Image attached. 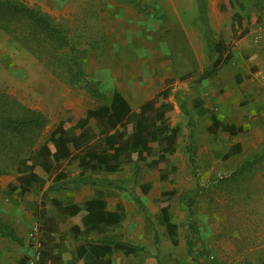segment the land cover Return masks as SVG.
Returning <instances> with one entry per match:
<instances>
[{
    "label": "rangeland",
    "instance_id": "374dc122",
    "mask_svg": "<svg viewBox=\"0 0 264 264\" xmlns=\"http://www.w3.org/2000/svg\"><path fill=\"white\" fill-rule=\"evenodd\" d=\"M14 1L45 16L62 31L67 46L55 48L47 44L44 53L33 54L13 35L0 29V94L21 99L23 107L30 103L44 110L50 116L51 126L59 115L66 116L60 109L66 108L69 115H81L107 104L110 91L104 93V80L111 79L113 86L124 88L127 82L123 84V78L146 73L148 64L152 68L162 62L160 65L168 68L171 79L166 82L167 90L153 100L155 103L164 100L168 106L177 108L174 121L180 140L174 144V155L167 158L162 169L172 167L174 172L168 177L167 186L188 196L193 204L189 211L185 204L171 200L174 205L170 203L169 219L176 229L174 235L178 234L179 245L172 249L169 243L159 249V240L154 239L150 245L140 247L143 252L135 254L138 264H264V149H253V138L243 140L242 136L241 155L225 158L229 140L220 133L215 137L209 135L206 126L209 117L221 113V104L239 101L237 90L262 84L264 41L255 38H261L260 32L264 31V0H202L207 27L199 18L196 0H142L149 6L146 12L117 0ZM209 21L218 27L216 32L210 30ZM190 28L205 43L207 37L213 45L218 43L216 50L207 45L203 57L197 43H191L190 48L187 37ZM71 47L85 50L84 71L104 94L102 99L91 95L84 84L77 87L70 84L64 61L70 56ZM161 49L171 54L165 63ZM225 54L226 64L213 65L215 58L220 62ZM242 78L246 83L240 87ZM39 80L35 92L33 87ZM227 92L230 93L225 96ZM251 100L243 97L239 106L247 110ZM199 106H205L206 116L197 117ZM232 110L235 114V109ZM13 156L9 152L8 158L3 159ZM136 164L140 168L134 179ZM1 165L7 171L0 176L11 180L14 170L10 163ZM155 169L134 162L118 169V173L97 171L95 177L85 179L132 191L149 181ZM39 176L37 184L47 185L50 178L43 173ZM137 194L141 195L139 191ZM130 220L136 244L141 240L146 221L135 205ZM135 227L140 231L134 230ZM145 237L146 230L142 239ZM0 241L4 242L0 244V264H7L15 249L9 239L0 237ZM31 244L29 241L28 246L32 247Z\"/></svg>",
    "mask_w": 264,
    "mask_h": 264
},
{
    "label": "crops",
    "instance_id": "0c3cea01",
    "mask_svg": "<svg viewBox=\"0 0 264 264\" xmlns=\"http://www.w3.org/2000/svg\"><path fill=\"white\" fill-rule=\"evenodd\" d=\"M211 6H213V4H211ZM108 9L109 8H107V11ZM225 19L226 21L228 20L227 16ZM181 27L183 29V26ZM209 27L213 32L218 30V27H215L210 21ZM231 27L232 26H230V28ZM195 35L197 37H195ZM187 37L189 38V47H192L191 43L195 45L197 43L198 48L200 49V54L204 57V53H207V42L205 43L201 35L191 30V28L187 32ZM217 45L219 44L217 43ZM159 52L164 59V63L166 60L169 61L171 56L170 51L167 50L165 52L164 49H161ZM226 56V54L222 56L223 58L220 64H224L223 60ZM217 59L218 58H215L214 61ZM160 64L158 66H153L152 68H150V64H148L149 67H147L148 69L146 73L140 72V76L134 77L133 75H130L129 78H123V84L125 81L127 82L124 88H122L121 85L113 86L111 79L108 81L104 80L103 87L106 89V92L104 93L108 94L110 91L107 104L98 105L93 109H88L81 115H69L66 113V108L64 110L60 109V112H64L66 116L62 118V116L59 115L55 125L53 124L52 126L50 125V116L44 110L28 103L26 108L28 107V109L40 113L46 120L45 126L31 148L30 155H37L41 148L47 144H49L48 146L52 151L53 147L50 144V135L62 126L67 138L70 140V143L67 144L70 154L67 158L53 164L48 174L44 173L41 169L42 160H40V165L34 169L33 174L39 178L40 173H43L47 176V179L50 178L45 186L44 184H33L30 187H25L19 183V174L16 172L10 177L11 180H9L8 177L0 176V226L9 228L17 240L13 241L0 235L3 239H9L12 242V248L15 249L11 258L12 260L7 262V264H21V262H23L22 260H25L33 254V248L28 246L29 241L34 237L33 235L43 243L41 248V251L43 252L41 264H100V260L97 259L100 253L105 247H112L115 243L146 247L150 245L154 239H158L159 249L163 246H167L169 243L172 246V249L179 245V238H177L178 234L169 236L166 233L160 211L162 203H165L168 207V217H170L172 213V208L170 206L171 200L179 201V191L175 190L174 187H168V184L166 183L168 182L170 174L174 172L172 167L167 171L162 169L167 158L170 155H174V145L172 152L165 155V160L159 163L158 166L154 167L156 169L153 171V176L149 181L137 186L132 192L130 189L125 190L101 185L96 180L86 181L85 178L87 176L95 177L94 174L97 171L86 170L83 179L85 180V183H81L78 171V159L84 154L82 152L84 147L75 150L71 143L83 133L85 127L81 128V126L84 123L87 112L96 111L101 107H108L113 93H118L127 102L132 115H134L135 111L141 105L148 101H154L153 98L159 97L163 91H166V82L171 79V76L169 75L168 68L166 69L164 65L161 66ZM153 68L155 69L153 70ZM41 80L35 81L33 87V89L36 88L35 92L39 89L37 85ZM237 81L238 78L236 79V82ZM189 82H191V79ZM245 83V80L242 78L239 86H245ZM261 83L262 84L258 86V88H242L237 90L236 95L239 98V101H236L235 104L231 102L221 104V113L215 116L221 124L227 126L232 125L241 129V132L236 136H229L222 133L225 135V138L229 140L228 145L226 144L225 146L224 154H227L235 145H238L239 147V153L229 157V159L241 155L243 151L241 143L242 136L243 140L248 138V136L253 138V149L258 151L264 149L263 76H261ZM81 85L83 84L76 85V87ZM44 89L43 86L41 89L42 92H44ZM99 92L104 95L100 90ZM229 93L230 92H227L225 96H228ZM243 97L252 98L246 106L247 108L249 107L247 110H244V108L239 106L240 101H243ZM16 101L19 104L21 103V105L24 104L21 99H17ZM165 103L167 102L164 100H160L157 103L154 101V107L159 108L162 105H165ZM229 106L232 108L230 109ZM170 107H172L173 114L167 123L170 128H177L174 116L177 115L178 110L175 106L170 105ZM202 108L205 109V106ZM232 109H235V114H233ZM204 116H206V114ZM205 123L207 122L205 121ZM210 124L211 120L209 117L208 124H206L207 128ZM97 125L96 119H88L86 127H89V132L94 134V138L89 142L91 145L95 144L96 136L100 133ZM48 129L50 130L48 131ZM179 135L180 131L177 133V138L174 143L175 145L180 140ZM134 162L145 165L142 161L134 160L133 163ZM124 166L125 165L120 168ZM57 167L60 168L56 169ZM64 168H67L68 173ZM135 168H138L139 173V165L134 166V170ZM146 168L151 169L153 167L146 166ZM100 172L104 173V171ZM105 173L110 174L107 172ZM161 177H164L165 179H161ZM138 191L141 194L140 196L137 194ZM169 192H173L171 197L167 195ZM168 199L170 200L168 201ZM89 202H97V205L89 215H86L84 212V205ZM139 203L147 213L149 221H146ZM134 205L138 208L142 217L146 221V224L142 225V234H140L141 236L139 238L141 240L138 242L136 241V244L133 243V228L130 220L132 218ZM171 205L174 204L171 203ZM72 206L78 207L81 210V213L71 218L58 211L59 209ZM100 209L103 213L109 214L108 218L101 217L102 221L108 223L118 221L117 224L112 226L97 225L98 227L90 232H85L84 229H80L78 233L73 231L74 226L81 228V224L87 221L93 225L96 224V215L99 214L98 211ZM169 222L170 224H173L170 219ZM151 223L154 224V227L151 226ZM156 225L159 226V231L157 227H155ZM34 229H36V232L32 234ZM144 229L146 230V237L143 240V234L145 233ZM118 230L120 232H118ZM134 230L140 231L138 227H135ZM139 242L141 243L140 245ZM0 244H4V242L0 241ZM143 251L144 249L142 252ZM171 253H175V250H171ZM178 253L179 252L176 251V257L178 256ZM135 254L126 253L123 250L112 249L111 255L103 258V261H108L109 264H138L134 257ZM94 255H96V259L94 258ZM175 256L172 254L173 258Z\"/></svg>",
    "mask_w": 264,
    "mask_h": 264
},
{
    "label": "trees",
    "instance_id": "16d2710c",
    "mask_svg": "<svg viewBox=\"0 0 264 264\" xmlns=\"http://www.w3.org/2000/svg\"><path fill=\"white\" fill-rule=\"evenodd\" d=\"M117 1L135 5L144 12L149 7L142 0ZM196 2L199 18L207 27L206 10L203 2L202 0H196ZM0 29L13 35L15 40L33 54L41 55L44 53L47 44L55 48L67 46V41L60 29L55 27L45 16L14 0H0ZM207 45L208 47L213 46L214 50L217 48V44L213 45L208 37ZM69 54L70 56L64 61L69 82L75 86L81 83L84 84L91 95L102 99L103 95L95 88L84 71L82 59L85 50L79 47H71L69 48ZM220 62L217 59L213 62V65H219ZM227 62L228 56L223 60L224 64ZM196 111L198 117H202L207 113L201 106ZM172 114V107L167 104L155 108L154 101H148L132 115L127 102L118 93L112 94L108 107L88 111L81 126V128L85 127L83 133L71 142L75 150L84 147L82 150L84 154L78 159L80 182L85 183L83 179L86 170L114 173L121 166L132 164L134 160L142 161L148 167L158 166L159 163L165 160V155L172 152L177 138L178 129L170 128L167 123ZM90 118L97 120V127L100 131L96 136L94 145L89 144L94 138V134H91L89 132L90 128L86 127ZM210 120L211 124L207 128V133L213 137L219 133L236 136L241 132L240 128L221 124L213 116L210 117ZM45 124L46 120L40 113L23 107L8 95L0 94V173L7 171L2 170V162L10 163V168L19 174V183L25 187H30L39 183L38 177L33 174V171L37 165H40V160H42L41 169L48 174L53 164L69 156L70 152L67 144L70 143V140L67 138L63 126L50 135L52 151L48 146L49 144H47L41 148L37 155H30L31 148ZM152 144L156 146H151ZM9 152L14 153V156L11 159H3L8 158ZM237 153H239V147L235 145L224 157L229 158ZM254 161L258 162L259 158L255 157ZM190 163L192 165L194 163L192 158ZM248 164L252 163L246 165ZM137 174L138 168H135L134 179ZM161 179L165 178L161 177ZM167 195L171 197L173 192H169ZM179 201L185 204L189 211L191 210L193 202L188 196L180 195ZM96 205L97 202L85 204L84 212L86 215H89ZM139 206L146 221H149V217L140 203ZM58 211L71 218L81 213V210L76 206L65 207ZM160 211L166 233L169 236L174 235L176 229L169 222L168 207L165 203H162ZM98 213L96 224L93 225L87 221L81 224V228L74 226L73 231L78 233L80 229H84L85 232H90L98 227L97 225L112 226L117 224L118 221L113 223L102 221L101 217L108 218L109 214L103 213L101 209ZM0 235L17 241L11 230L5 226H0ZM42 244V241H40L41 262ZM187 245L190 248V240L187 241ZM112 249L133 254L142 251V248L137 246L115 243L112 247H105L100 253L97 258L100 260V264H109L108 261H103V258L109 257ZM94 258L96 259V255H94ZM21 264H25V261Z\"/></svg>",
    "mask_w": 264,
    "mask_h": 264
},
{
    "label": "built area",
    "instance_id": "2783aa9c",
    "mask_svg": "<svg viewBox=\"0 0 264 264\" xmlns=\"http://www.w3.org/2000/svg\"><path fill=\"white\" fill-rule=\"evenodd\" d=\"M261 38L256 37L255 40H262L264 41V31L260 32ZM36 232V229H34L33 233ZM34 237L31 238L32 244H31V248H33V254L31 256H29L25 262V264H40V260H41V253H40V240L37 239L35 237V235H33Z\"/></svg>",
    "mask_w": 264,
    "mask_h": 264
}]
</instances>
